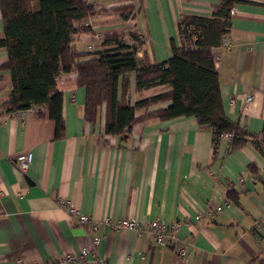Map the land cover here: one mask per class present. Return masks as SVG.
Masks as SVG:
<instances>
[{
	"label": "crops",
	"instance_id": "1",
	"mask_svg": "<svg viewBox=\"0 0 264 264\" xmlns=\"http://www.w3.org/2000/svg\"><path fill=\"white\" fill-rule=\"evenodd\" d=\"M91 2L98 13L81 21L86 31L73 36L75 50L95 58L104 51L101 38L120 33L124 44L137 47V58L150 64L168 61L172 45L181 46L178 22L183 16L210 17L219 5L218 0ZM122 7L131 11L127 20L111 11ZM231 11L229 33L213 52L222 109L229 121L259 136L264 0H245ZM6 61V49L0 47V66ZM128 79L131 104L171 89L166 85L136 93L134 74ZM56 89L62 94L60 139L45 108L38 116L36 111L18 114L0 107V264L79 256L93 238L99 240L96 253L106 264H251L264 257V239L256 241L250 230L254 221L264 223V156L256 148L247 144L230 151V140L222 136L214 151L211 129L191 117H152L137 121L128 134L106 135L101 119L95 124L82 119L85 90L74 74H61ZM10 92V74L0 69V105ZM246 96L251 97L248 103ZM169 105L162 102L148 111ZM145 113L138 110L135 116ZM25 153L32 154V161L22 173L15 160ZM223 202L228 206L212 219L193 221L195 214ZM65 204L96 222V230L72 224ZM123 219L142 228L154 220L187 222L175 235L188 244L187 256L176 255L170 238L158 246L145 230L116 228ZM87 260L94 264L92 257Z\"/></svg>",
	"mask_w": 264,
	"mask_h": 264
},
{
	"label": "trees",
	"instance_id": "2",
	"mask_svg": "<svg viewBox=\"0 0 264 264\" xmlns=\"http://www.w3.org/2000/svg\"><path fill=\"white\" fill-rule=\"evenodd\" d=\"M218 1L210 17L183 16L178 22L181 46L172 45L168 61L150 64L137 58V47L124 44L125 35L120 33L103 36L104 51L95 58L75 50L73 36L86 31L81 21L98 13L89 0H0V47L7 52L0 69L11 77L10 95L0 107L9 113L36 109L38 116L45 108L54 122L55 138L60 139L64 122L56 80L61 74H74L85 90L82 119L90 124L101 119L103 134H128L137 121L152 117L161 121L191 117L198 126L211 129L214 151L219 139L229 134L230 151L250 144L264 156V119L262 133L254 136L229 121L222 109L213 52L229 33L232 8L245 0ZM128 10L111 9L124 20L130 16ZM128 35L135 37L132 32ZM132 73L136 93L166 85L171 89L131 104L128 75ZM162 102L170 105L148 111ZM142 109L145 115L136 117ZM251 264H264V257Z\"/></svg>",
	"mask_w": 264,
	"mask_h": 264
},
{
	"label": "built area",
	"instance_id": "3",
	"mask_svg": "<svg viewBox=\"0 0 264 264\" xmlns=\"http://www.w3.org/2000/svg\"><path fill=\"white\" fill-rule=\"evenodd\" d=\"M92 1V0H89ZM232 13V11H231ZM192 40H194V37H192ZM182 44V42H181ZM189 47L191 45L189 44ZM245 103H248L251 101L250 96H246L244 99ZM36 109H30L26 112H35ZM18 114H22L23 111L17 112ZM225 138L230 139V135H224ZM32 161V154L31 153H25L20 154L16 157L15 163L17 169L24 173L28 167L30 166ZM238 184H243V180L239 179ZM67 205V204H65ZM228 206L227 202H223L219 204L218 206L214 208H208L203 213H198L193 216V221L196 223L203 224L206 222V220L213 218V213H221L224 208ZM67 212L68 216L70 218V221L72 224L83 227L84 225H90L92 230L95 231L97 228L96 222L92 221L88 216H85L83 214H80L78 210L75 208L67 205ZM105 224H108V219L104 220ZM187 223V222H186ZM186 223L182 222H173L170 224H165L163 222L154 220L150 221L144 228L137 225L133 220H118L115 224L116 228L119 229H126V230H136L138 232H141L142 230L147 231L150 233L154 239V242L156 245H162L165 242L166 238L172 239V246L175 250L176 255L179 257L185 258L187 256L189 246L188 244H185L183 241L179 240L178 238H175L176 233L179 231L181 226H183ZM251 233L256 241H260L264 239V223L260 221H254L252 223V226L250 228ZM174 241V242H173ZM99 243V240L97 238H93L90 246L82 247L80 250L79 256H73V255H64L62 257L49 260L48 262L44 263H20V264H88L87 257H92V260L94 264H106L105 259L97 255L96 253V247Z\"/></svg>",
	"mask_w": 264,
	"mask_h": 264
}]
</instances>
